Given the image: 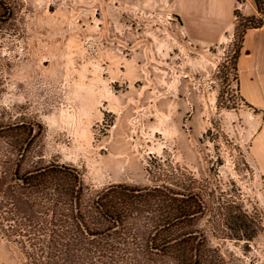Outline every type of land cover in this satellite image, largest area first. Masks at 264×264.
<instances>
[{
	"label": "rangeland",
	"instance_id": "374dc122",
	"mask_svg": "<svg viewBox=\"0 0 264 264\" xmlns=\"http://www.w3.org/2000/svg\"><path fill=\"white\" fill-rule=\"evenodd\" d=\"M236 1L216 41L189 34L164 0H0V129L17 122L38 132L23 167L75 168L86 202L114 183L200 187L196 226L207 245L224 264H264L255 140L264 130V28L241 42L242 18L255 10ZM8 148L0 139V161ZM147 192L136 194L155 195ZM242 213L246 231L232 218ZM149 222L122 226L135 237L129 247H144ZM0 254L22 263L3 239Z\"/></svg>",
	"mask_w": 264,
	"mask_h": 264
},
{
	"label": "trees",
	"instance_id": "16d2710c",
	"mask_svg": "<svg viewBox=\"0 0 264 264\" xmlns=\"http://www.w3.org/2000/svg\"><path fill=\"white\" fill-rule=\"evenodd\" d=\"M252 2L255 13L242 18L241 42L246 32L264 28V0ZM37 133L17 122L0 129L9 147L8 160L0 161V239L19 252L20 264H224L196 226L205 209L200 187L113 184L86 202L75 168L58 163L23 167L26 146ZM148 190L155 195H146ZM148 216L150 226L143 224L140 233L144 247H129L127 239L135 237L122 226ZM232 218L238 230H247L245 214Z\"/></svg>",
	"mask_w": 264,
	"mask_h": 264
},
{
	"label": "crops",
	"instance_id": "0c3cea01",
	"mask_svg": "<svg viewBox=\"0 0 264 264\" xmlns=\"http://www.w3.org/2000/svg\"><path fill=\"white\" fill-rule=\"evenodd\" d=\"M168 6L169 12L175 15L179 21L186 27L189 34L203 35L209 34L213 40L218 41L220 36L217 35V30L221 29L224 24H228V20L235 9L236 0H164ZM262 30V29H261ZM260 31V30H257ZM248 31L245 36L250 32ZM193 32V33H192ZM244 36V37H245ZM244 40V39H243ZM261 136V137H259ZM258 139L259 160L262 161L264 168V130L262 135L256 134L255 140ZM256 142V141H255ZM252 151L256 149V146L252 145ZM256 151V150H255ZM264 174V172H263ZM125 184V183H114ZM113 185V184H109ZM128 185V184H126ZM264 194V184H263ZM0 264H10L0 254Z\"/></svg>",
	"mask_w": 264,
	"mask_h": 264
}]
</instances>
